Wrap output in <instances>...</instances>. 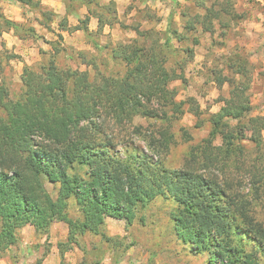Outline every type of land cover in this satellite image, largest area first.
<instances>
[{
    "label": "trees",
    "instance_id": "1",
    "mask_svg": "<svg viewBox=\"0 0 264 264\" xmlns=\"http://www.w3.org/2000/svg\"><path fill=\"white\" fill-rule=\"evenodd\" d=\"M17 1L30 8L42 6L41 0ZM63 1L67 14L80 2ZM192 1L200 12L186 21L188 32L200 27L213 34L216 22L225 26V19L241 18L235 0ZM90 2L83 3L88 7ZM88 9L90 15L79 25L68 27L66 15L60 28L89 32L94 15ZM47 12H41L46 19L39 22L51 29L56 13L51 11L50 18ZM108 14L94 16L98 31L116 24L117 9L109 7ZM0 27L21 38L38 37L33 25L3 14ZM173 34L183 40L176 31ZM58 39H63L62 34ZM173 39L167 30L163 41L152 45L137 38L117 44L111 57L125 63L121 76L101 72L92 78L79 66L60 68L53 55L39 69L24 66L19 98H11L0 82V254L16 244L17 229L24 224L37 234L49 235L61 207L59 218L68 225L67 241L58 243L61 263L66 251L77 246L84 253L81 264H101L103 255L93 263L87 261L91 249L79 237L95 235L120 247L123 237L106 232V219L124 220L131 226L141 210L164 198L174 204L175 235L193 254L206 253L208 264H261L264 117L250 114V62L232 60L229 67L237 77L218 79L221 87L229 84V96L210 115L208 135L185 152L180 168H172L167 156L176 144L173 127L188 110L200 114L193 97L178 100L171 86L186 79L183 66H167L169 57L177 55ZM137 117L147 125L136 124ZM180 130L187 134L183 127ZM247 141L254 144V152ZM48 183L57 187L56 198ZM71 199L77 218L68 215ZM128 247L117 253L124 254Z\"/></svg>",
    "mask_w": 264,
    "mask_h": 264
},
{
    "label": "rangeland",
    "instance_id": "2",
    "mask_svg": "<svg viewBox=\"0 0 264 264\" xmlns=\"http://www.w3.org/2000/svg\"><path fill=\"white\" fill-rule=\"evenodd\" d=\"M87 1H77L74 8L80 4V11L81 8L86 9L84 3ZM90 1L88 7L94 16L108 17V8H116L118 11L116 24L111 29L106 27L98 31L97 28L94 29L98 21L93 16L88 23L89 29H93L92 32L89 30L80 34V50L75 46H66L64 38L57 39L52 48L56 53L51 49L48 51L41 49L39 51L41 55L37 54L35 57L37 60L31 66L39 69L54 55L55 62L60 68L79 66L81 70H88L92 78L101 72L105 75L121 76L126 71V65L120 60L112 59L113 47L135 38L140 43L152 45L159 39L163 41L166 31L169 30L174 37L172 41L177 48V55L169 57L167 66L174 68L177 63L178 67L183 66L186 78L185 81H173L171 86L176 88L178 100L193 97L200 105L199 116L188 110L173 127L176 144L167 156L169 167L180 168L185 152L208 135L210 115L218 112L223 106L222 99L229 96V84L225 83L221 87L218 79L237 77L229 67L232 60L244 59L250 62L252 79L249 93L253 105L250 114L264 117V0H235L236 10L241 18L225 19V26L216 22L213 34L203 31L200 27L189 32L185 29L186 21L200 12L192 0H119L115 1L114 6L110 4L111 0ZM50 5L46 0L37 8L20 6L24 16L33 23L35 20L46 19L41 13L45 10L48 11L47 17L51 16L49 13L53 10L49 8ZM3 13V7L0 6V14ZM86 15L80 17V20ZM57 17L58 14L54 20ZM136 29L141 33H136ZM173 31L183 36L181 42L175 38ZM146 32L150 37L144 35ZM64 43L65 46H62ZM0 77V82L2 81L8 88L10 97L19 98L23 84L17 70L5 66ZM190 107L187 105L186 109ZM135 123L147 125L143 117H137ZM180 127L185 129L187 133L185 136ZM215 143L221 144V139L218 138ZM138 144L145 148L144 142L139 141ZM245 145L254 152L253 143L247 141ZM47 185L56 198L57 187L52 183ZM173 208L172 202L158 198L139 212L137 220L131 226L124 220L108 217L106 232L110 236L123 237L122 245L115 247L90 234L79 237V241L91 249L87 261L93 263L97 257L103 255L101 264H208L206 253L193 254L189 246L175 235L171 218ZM63 210L60 207L57 212L49 235L37 234L29 223L20 226L17 229L16 244L0 254V264H46L45 257L52 248L58 249V243L67 241L68 225L59 218ZM67 211L70 217L79 216L72 199L68 202ZM127 245L129 247L124 254L117 253L123 251ZM83 260L82 249L74 246L66 251L63 264H81ZM54 262L62 264L59 249ZM261 264H264V255Z\"/></svg>",
    "mask_w": 264,
    "mask_h": 264
},
{
    "label": "crops",
    "instance_id": "3",
    "mask_svg": "<svg viewBox=\"0 0 264 264\" xmlns=\"http://www.w3.org/2000/svg\"><path fill=\"white\" fill-rule=\"evenodd\" d=\"M41 1L43 4L46 2V0ZM114 1L118 2L119 0ZM47 2L51 4L49 8L58 14V17L49 23L51 29L40 24L39 20H35V22L30 23L29 19L22 13L20 6L22 4H20L17 0H0V6L3 7L4 11L3 15H5L10 20L33 25L38 33V37L36 38H21L14 32V30H5L0 27V74L4 67L7 66V68H10L11 70H17L18 77L21 79L24 66L34 64V62L37 60L35 57L37 54H40L39 51H41V49L45 51L51 49L54 52V49L52 48L54 44H56L58 34H62L64 40L66 41V46H75L78 48V50H80V34L84 31L78 28L70 32L65 30V28H60L59 23L61 19L67 15L68 27H75L76 25H79L80 17L83 18L85 14L90 15L87 5L86 9L81 8V11L83 12L81 14L80 4L78 7L71 8L69 14H67V9L63 0H47ZM82 6L85 7V5ZM91 18H93V16H91ZM97 27L98 23L94 26V29ZM106 27L109 26H105V28ZM89 30L91 31L93 29L90 28ZM62 46H65V43L62 44ZM57 257L58 249L53 247L51 252L46 255V261H44L46 264H55L54 260Z\"/></svg>",
    "mask_w": 264,
    "mask_h": 264
}]
</instances>
